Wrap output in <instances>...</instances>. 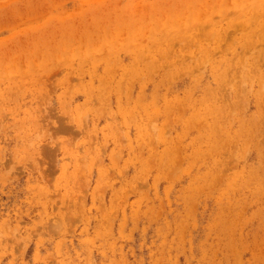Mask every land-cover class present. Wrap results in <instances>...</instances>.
Segmentation results:
<instances>
[{
    "label": "rangeland",
    "instance_id": "rangeland-1",
    "mask_svg": "<svg viewBox=\"0 0 264 264\" xmlns=\"http://www.w3.org/2000/svg\"><path fill=\"white\" fill-rule=\"evenodd\" d=\"M0 264H264V0H0Z\"/></svg>",
    "mask_w": 264,
    "mask_h": 264
}]
</instances>
